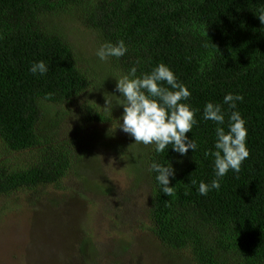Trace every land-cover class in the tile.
Masks as SVG:
<instances>
[{"label":"trees","instance_id":"trees-1","mask_svg":"<svg viewBox=\"0 0 264 264\" xmlns=\"http://www.w3.org/2000/svg\"><path fill=\"white\" fill-rule=\"evenodd\" d=\"M262 13L264 0H0V141L7 151L38 150L22 164L0 160V195L57 186L71 171H84L90 154L81 150L78 136L55 140L41 129L60 126L63 109L69 113L64 105L89 92L100 97L83 99V121L119 118L120 124L123 98L116 78L133 66L140 76L164 63L190 89L186 103L199 110L187 134L197 151L181 156L169 146L156 153L152 145L122 142L114 133L102 138L118 143L137 178L148 177L151 232L175 259L172 264H264ZM119 40L126 55L100 61L95 53L101 44ZM40 60L49 71L33 75L29 68ZM229 92L244 97L235 110L246 120L250 155L239 173L230 170L221 178L219 190L201 196L199 182L215 179L213 158L204 152L214 150L216 125L203 119V108L209 101L222 103ZM224 109L227 127L231 110ZM153 160L175 169L173 197L160 191L149 171Z\"/></svg>","mask_w":264,"mask_h":264},{"label":"rangeland","instance_id":"rangeland-1","mask_svg":"<svg viewBox=\"0 0 264 264\" xmlns=\"http://www.w3.org/2000/svg\"><path fill=\"white\" fill-rule=\"evenodd\" d=\"M99 97V93L83 94L81 100L64 105L69 113L63 109L67 114L60 126L41 129L55 140L78 136L79 147L90 154L84 171H71L57 186L0 195V264H172L175 260L151 232L148 177L137 178L118 143L111 145L102 136L114 133L119 141L136 145L135 141L121 137L119 118L109 124L83 121V99ZM135 149L139 151L138 146ZM36 152L7 151L0 141L1 161L22 164Z\"/></svg>","mask_w":264,"mask_h":264},{"label":"clouds","instance_id":"clouds-1","mask_svg":"<svg viewBox=\"0 0 264 264\" xmlns=\"http://www.w3.org/2000/svg\"><path fill=\"white\" fill-rule=\"evenodd\" d=\"M264 23V13L259 15ZM128 52L124 40L116 43L105 42L96 50L95 55L100 61L111 57L117 59ZM33 75L44 76L49 71V65L43 61L33 62L29 68ZM116 89L121 94L123 114L120 117L119 128L132 137L136 144L152 145L156 153H163L171 146L172 150L181 156H187L189 149L197 151L198 145L187 135L197 123L196 112L186 101L191 96L190 89L179 82L175 72L164 63L156 65L150 73L137 75V67L133 66L126 75L116 78ZM241 94L229 92L222 103L209 101L203 108V119L216 125L214 150L204 152L205 158H213L215 179L210 183L200 181L198 194L208 193L221 187L220 180L231 170L239 173L242 163L249 157L247 147L248 129L241 112L235 110L237 102H243ZM110 101L107 98V105ZM224 105L231 110L227 115ZM149 171L154 172L160 191L173 197L174 186L171 178L175 169L171 166L153 160ZM196 184L195 180L191 181Z\"/></svg>","mask_w":264,"mask_h":264}]
</instances>
